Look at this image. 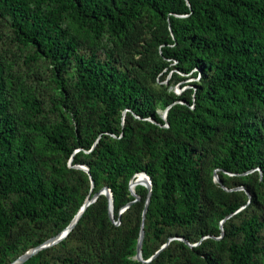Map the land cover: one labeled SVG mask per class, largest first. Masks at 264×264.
I'll return each instance as SVG.
<instances>
[{
	"label": "trees",
	"instance_id": "1",
	"mask_svg": "<svg viewBox=\"0 0 264 264\" xmlns=\"http://www.w3.org/2000/svg\"><path fill=\"white\" fill-rule=\"evenodd\" d=\"M0 16L11 21L16 40L33 49L30 60L43 57L53 66L59 102L72 108L63 73L73 65L76 87L101 106L92 137L83 133L77 110L76 129L65 117L38 123L33 118L45 109L36 99L24 98L22 112L11 109L0 63V264L19 257L11 251L22 224L64 216L57 235L72 221L88 195L79 196L76 174L88 190H111L120 221L110 220L101 194L66 237L83 233L98 248L100 264H131L121 250L140 236L143 222V251L150 235L158 241L153 255L168 244L149 263L135 264L168 258L173 264H264V206L254 189L264 186V0H0ZM165 21L168 33L157 36L163 55L185 72L197 68L203 82L188 104L176 96L166 102V120L122 52H140L147 30ZM89 36L98 46L96 40L110 38L105 57L95 46L90 55L79 51ZM43 148L62 157L50 160ZM69 159L89 172L70 168ZM211 164L228 188L244 186L225 193L217 212L222 228L209 224ZM141 172L150 176L151 192L138 185L141 199L121 213L136 198L129 184ZM213 235L226 244V263L211 247ZM187 242L196 245L185 252L180 247ZM60 259L86 264L76 256Z\"/></svg>",
	"mask_w": 264,
	"mask_h": 264
},
{
	"label": "rangeland",
	"instance_id": "2",
	"mask_svg": "<svg viewBox=\"0 0 264 264\" xmlns=\"http://www.w3.org/2000/svg\"><path fill=\"white\" fill-rule=\"evenodd\" d=\"M168 23V21H165L153 26L150 30H147V38L145 42H141L143 47L138 48L140 52L128 49L122 50L127 62H131L139 68L141 81L154 93L156 101L158 102V108L156 111L165 120L167 119L165 118L167 101L176 96L179 97L176 102L188 104L186 97L191 94V97L195 100V94L203 85L202 78L197 68L190 72H185L184 66L177 64L175 61H172L171 58L163 55L164 44L159 43L157 36L160 34L166 35V33H168ZM83 36H86V34L83 33ZM93 42L94 39L89 36L87 41L80 43L79 51L90 55L92 53L91 46H95L96 49L97 47L99 48V54L104 56L106 54L104 47H109L111 44L110 38L108 37L104 38V41L96 40V42L100 43L99 46L97 43L94 45ZM174 45L175 44L172 46ZM32 52L33 49L30 46L23 45L16 40L11 21L6 17L0 16V63L4 69L5 85L8 97L11 101V109L17 112H22L24 111L22 106L24 98L28 97L36 99L37 102H39L45 109V112L37 115V117L33 118V120L38 123H55L59 121L61 117H65L67 122L71 123V126L75 129L77 127V120L75 119L74 110H77L80 114L83 133L92 137V135L97 132L96 119L101 107L99 101L97 99L87 97L76 87L75 69L73 65H69L68 70L63 73V76L67 87L69 102L72 108H68L59 102L58 98L60 97L62 90L57 86L55 81V71L53 66L43 57L37 60H30L28 57L32 54ZM193 106L194 104L191 105V107ZM37 140L40 141V138ZM43 152L50 160L56 161L62 157L51 149L43 148ZM68 165L70 168H80V165L72 164L71 159L68 160ZM218 170L219 169L217 167L211 164L209 172L211 182L209 184L208 194L212 200V211L209 217V224L213 228H222V225L217 217V212L224 206V202L227 199L225 193L244 189V186L242 185L228 188L220 179V176L217 173ZM74 179L81 186L79 196L88 191L87 197H91L106 187L102 186L96 191L94 188L90 187L88 190V186L81 175H74ZM132 180L134 179H131L130 183ZM219 180H221V182H219ZM216 183L217 185H214ZM143 186L147 187L145 185ZM254 189L256 197L260 200L262 206H264V197L261 196L260 198V196H258L260 192L264 193V186H260L256 183ZM129 190L130 195L135 197L130 189V184ZM105 197L108 199L107 195H105ZM140 199L141 198L139 196V200ZM75 205L76 203L68 205L66 208L67 214H70ZM98 210L99 207L96 208V211ZM63 217L52 218L49 216H43L33 224H22L20 228V241L17 243L16 249L11 251V254L15 255L19 252V256H21L31 248H34L33 244L38 239L46 238L48 240L55 236L61 228V224L64 219ZM109 217L116 225L120 224V221L116 220L115 217L114 219L111 218L110 213ZM115 235L117 236L118 233H115ZM144 238L145 230L143 240ZM146 238H148V236ZM151 238L153 239L152 235H150V240H148L145 244L146 251H143L144 244L142 241V256L144 260H139L136 257L139 237L135 238L130 244L121 250L122 254L120 258L131 262V264H135L138 261L145 262V260H149L156 254L155 253L153 255L154 250L158 246V241L154 239L152 240ZM174 238L177 237H170L169 239ZM210 238L212 240L211 247L217 250L220 257L223 261L225 260L226 263V244L219 236L213 235L210 236ZM188 245L195 246L196 244L187 242L184 246L185 248L180 247V249L186 252L184 249H186ZM66 256H76L78 259L85 260L86 264H100L98 248L92 245L91 241L83 236V233L77 234L68 239L66 238L59 243H56L48 248H44L34 254L30 261L26 264H42L45 261L52 264H69L60 259V257L64 258ZM197 259L198 257L193 256V260ZM147 262L149 263L150 261H146V263ZM172 262L173 260L168 258L163 264H173ZM183 264L187 263L183 261ZM201 264H203L202 261Z\"/></svg>",
	"mask_w": 264,
	"mask_h": 264
},
{
	"label": "water",
	"instance_id": "3",
	"mask_svg": "<svg viewBox=\"0 0 264 264\" xmlns=\"http://www.w3.org/2000/svg\"><path fill=\"white\" fill-rule=\"evenodd\" d=\"M167 113H168V109L165 112V118H167ZM81 169L85 170L86 172H89V168L86 165H80L79 166ZM138 176L143 175L146 178V185L150 192L152 189V181L150 176L146 173V172H141L137 174ZM219 182H221V180H219ZM133 185V180L130 183V189L133 193V195H135V199L131 202H129L126 206H124L121 209V213L123 211H125L132 203L136 202L139 200V195H137V193L133 190L132 188ZM92 187H94V184L92 185ZM101 194H105L107 195L108 199H109V210H110V216L112 219H114V203H113V195L111 190L108 187L103 188L102 190H100L99 192L95 193L93 196H88L85 199V202L83 203V205L81 206V208L79 209V211L76 213V215L73 217L72 221L65 227V229L56 236L51 237L50 239L46 240L44 243L40 244L39 246H36L34 248H31L30 250H28L26 253H24L23 255L19 256L15 261H13L11 264H23L26 260H28L31 256H33L34 254H36L37 252H39L40 250L44 249V248H48L56 243H59L60 241L64 240L69 233L74 229V227L77 225V223L79 222L80 218L82 217V215L84 214L85 210L87 209V207L89 205H91L93 202H95L97 200V198L99 197V195ZM151 195V193H150ZM149 200L150 197H148L147 200V204L146 206L149 204ZM147 207L144 210V214H143V218H145V213H146ZM144 222L142 223V229L140 232V236H139V240H138V247H137V258L139 260H144L143 256H142V241H143V236H144ZM168 243H165L157 252L154 256H152L149 260H145V261H151L153 259V257H155L161 250H163Z\"/></svg>",
	"mask_w": 264,
	"mask_h": 264
},
{
	"label": "bare ground",
	"instance_id": "4",
	"mask_svg": "<svg viewBox=\"0 0 264 264\" xmlns=\"http://www.w3.org/2000/svg\"><path fill=\"white\" fill-rule=\"evenodd\" d=\"M138 185H146V178L143 176V175H141V176H138L136 179H134L133 180V185H132V188H133V190L135 191L136 190V187L138 186ZM63 231V230H62ZM61 231V232H62ZM60 232V233H61ZM59 233V234H60ZM63 233V232H62ZM59 234H57V235H59ZM23 255V254H22Z\"/></svg>",
	"mask_w": 264,
	"mask_h": 264
}]
</instances>
